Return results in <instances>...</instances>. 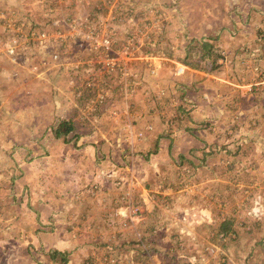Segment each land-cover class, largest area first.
Returning <instances> with one entry per match:
<instances>
[{"label": "rangeland", "instance_id": "obj_1", "mask_svg": "<svg viewBox=\"0 0 264 264\" xmlns=\"http://www.w3.org/2000/svg\"><path fill=\"white\" fill-rule=\"evenodd\" d=\"M0 264H264V0H0Z\"/></svg>", "mask_w": 264, "mask_h": 264}, {"label": "trees", "instance_id": "obj_2", "mask_svg": "<svg viewBox=\"0 0 264 264\" xmlns=\"http://www.w3.org/2000/svg\"><path fill=\"white\" fill-rule=\"evenodd\" d=\"M214 46L206 38H193L188 40V43L182 49V55L180 56V61L195 69L199 70H214L219 64L217 63V57H211ZM201 51V54L198 52ZM219 56V55H218ZM210 64V66H208ZM74 131V124L71 120H60L53 127V133L55 137L63 136L64 138L68 137ZM238 148V147H237ZM230 222L223 221L220 224L219 232L223 233V236L230 232ZM56 254H59V251H54ZM63 255V254H61Z\"/></svg>", "mask_w": 264, "mask_h": 264}]
</instances>
